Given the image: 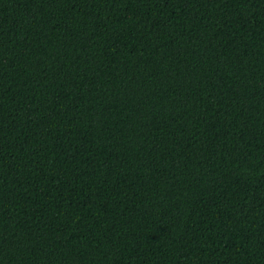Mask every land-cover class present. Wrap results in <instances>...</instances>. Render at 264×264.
Here are the masks:
<instances>
[{
	"label": "trees",
	"instance_id": "trees-1",
	"mask_svg": "<svg viewBox=\"0 0 264 264\" xmlns=\"http://www.w3.org/2000/svg\"><path fill=\"white\" fill-rule=\"evenodd\" d=\"M0 264H264V0H0Z\"/></svg>",
	"mask_w": 264,
	"mask_h": 264
}]
</instances>
